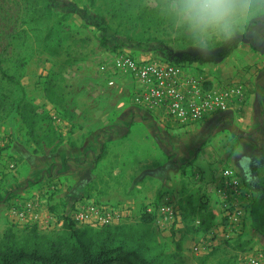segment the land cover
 Listing matches in <instances>:
<instances>
[{"label": "rangeland", "instance_id": "374dc122", "mask_svg": "<svg viewBox=\"0 0 264 264\" xmlns=\"http://www.w3.org/2000/svg\"><path fill=\"white\" fill-rule=\"evenodd\" d=\"M151 4L0 0V179L25 170L27 182L42 181L41 190L55 185L56 216H68L78 203L92 200L129 207L132 217L125 223L132 225L147 208L169 197L177 204L180 220L161 230L152 216L144 228L148 226L172 261L241 264L246 254L264 249V135H257L259 126L264 129V104L255 102L246 115L249 121L242 117L238 122L243 128H237L233 118L221 129L211 125L196 152L180 161L172 159L175 154L168 147L155 152L143 144L136 148L132 132L150 130L148 116L133 107L129 80L120 79L117 88H109L98 66L114 49L160 60L190 54L188 47L165 34ZM100 23L105 34L96 26ZM253 49L259 51L261 45ZM126 97L129 101L120 106ZM224 167L235 169L251 194L245 226L237 239L217 241L196 253L194 245L206 235L199 212L207 216L206 223L214 217L212 230L220 237L223 219L215 187ZM26 223L32 222L0 218V241L11 225ZM36 224L42 230L54 228Z\"/></svg>", "mask_w": 264, "mask_h": 264}, {"label": "built area", "instance_id": "2783aa9c", "mask_svg": "<svg viewBox=\"0 0 264 264\" xmlns=\"http://www.w3.org/2000/svg\"><path fill=\"white\" fill-rule=\"evenodd\" d=\"M193 64L157 58H136L124 49L115 50L98 66L109 88H117L120 79H128L132 86V105L144 111L161 110L165 119L179 128L202 123L211 117L226 115L236 104H242L247 89L242 82L218 83L207 86L206 81L192 75ZM14 168V163L10 164ZM51 184L46 194L53 193ZM215 194L222 217L220 237L211 230L193 247L196 253L211 248L216 242L229 240L240 235L245 226L247 207L251 194L241 175L231 167L221 170ZM42 197L33 194L27 199L16 200L10 211L14 219L32 223L41 222L44 211ZM146 212L154 217L161 229L171 227L180 220V211L173 199L164 197L155 207ZM132 217V210L125 207L83 200L70 213L71 221L80 226L104 227L120 224ZM55 220V218H54ZM58 225H61L59 223ZM241 264H264V250L256 249L246 254Z\"/></svg>", "mask_w": 264, "mask_h": 264}, {"label": "trees", "instance_id": "16d2710c", "mask_svg": "<svg viewBox=\"0 0 264 264\" xmlns=\"http://www.w3.org/2000/svg\"><path fill=\"white\" fill-rule=\"evenodd\" d=\"M96 26L103 34L106 33L101 23ZM241 39L234 37L228 42L223 41L207 60L194 59L191 54L183 53L175 61L187 64L217 63L228 57ZM102 40L106 42L105 38ZM199 214V226L208 234L215 219L210 216L206 223L207 216L201 212ZM149 215L145 210L137 225L123 221L113 226H80L71 221L70 215L59 217L56 214L54 228L49 230H42L36 223L11 225L0 241V264H179L163 252L148 226L144 228V224L152 222L153 217ZM181 216L185 221L184 215ZM260 231L264 234L263 213L260 214ZM176 250H180V247Z\"/></svg>", "mask_w": 264, "mask_h": 264}, {"label": "crops", "instance_id": "0c3cea01", "mask_svg": "<svg viewBox=\"0 0 264 264\" xmlns=\"http://www.w3.org/2000/svg\"><path fill=\"white\" fill-rule=\"evenodd\" d=\"M259 44L261 45V49L255 51L253 47ZM192 67L193 69L190 73L205 80L207 86L217 85L226 79L243 81L247 85L248 90L245 102L236 104L222 117H211L202 123L187 128H179L176 125L170 124L163 116L161 110L145 111L144 113L148 116L147 122L151 123L152 128L147 131L136 129L134 130L135 133L134 131L132 132L131 137L135 140L133 145L136 148L140 144H143L155 152L156 149H167L168 147L175 154L172 159L178 157L180 161L184 159V155L194 154L196 152L203 138L211 132V125H219L218 129H221L230 122L229 118H233V122H237L235 126L237 128H243L245 125H240L238 122L242 117H246L247 112H251V109L255 107V102L261 100L264 104V43L254 42L245 37L241 39L238 46L228 57L217 63L193 64ZM243 69H249L250 73L245 74ZM224 82L228 83L229 81ZM123 101L125 103L129 100L127 97L122 98L120 106L123 105ZM238 114H242V116ZM138 115L140 116V114ZM124 118L127 119V117ZM244 119L247 120V117ZM124 126L125 124L122 125V128ZM138 126H140L139 123ZM259 127L260 133L257 135H264V129L262 126ZM18 174L15 177H6V180L5 177L0 179V218L6 222L9 219L15 218L10 211L11 204L16 200L27 199L33 194H37L43 198L44 211L41 214V222L44 223V228L54 225V204L56 202L54 201V198H56L54 191L51 194H46L47 189L41 190L39 186L42 185V181L35 185L32 182H27L25 170H22ZM1 180L3 181L1 182Z\"/></svg>", "mask_w": 264, "mask_h": 264}, {"label": "clouds", "instance_id": "9594fccd", "mask_svg": "<svg viewBox=\"0 0 264 264\" xmlns=\"http://www.w3.org/2000/svg\"><path fill=\"white\" fill-rule=\"evenodd\" d=\"M151 12L168 37L201 61L237 34L264 43V0H152Z\"/></svg>", "mask_w": 264, "mask_h": 264}]
</instances>
